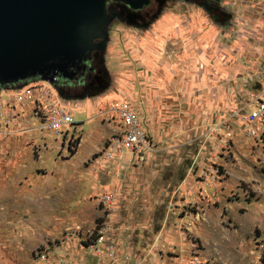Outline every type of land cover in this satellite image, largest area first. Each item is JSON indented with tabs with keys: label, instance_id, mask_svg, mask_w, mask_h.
<instances>
[{
	"label": "rangeland",
	"instance_id": "obj_1",
	"mask_svg": "<svg viewBox=\"0 0 264 264\" xmlns=\"http://www.w3.org/2000/svg\"><path fill=\"white\" fill-rule=\"evenodd\" d=\"M113 9L104 49L93 54L92 85H0L13 116L0 129V264L92 254L103 225L131 250L124 264H264V0H151L135 14ZM209 9L225 12L215 38L194 46L200 59L178 62L187 50L172 35L174 17L186 27L198 11L208 25ZM155 28L156 41L167 35L155 49L160 66L173 58L162 103L146 96L155 80L160 86V73L144 67L138 48ZM150 58L145 52V64H158ZM22 84L40 89V100L13 102L5 89ZM46 93L71 113L74 125L61 135L43 128ZM124 110L149 138L139 155L111 151L125 131Z\"/></svg>",
	"mask_w": 264,
	"mask_h": 264
},
{
	"label": "water",
	"instance_id": "obj_2",
	"mask_svg": "<svg viewBox=\"0 0 264 264\" xmlns=\"http://www.w3.org/2000/svg\"><path fill=\"white\" fill-rule=\"evenodd\" d=\"M133 11L151 0H114ZM106 0H0V85L31 79L72 81L76 68L102 52L116 11Z\"/></svg>",
	"mask_w": 264,
	"mask_h": 264
},
{
	"label": "built area",
	"instance_id": "obj_3",
	"mask_svg": "<svg viewBox=\"0 0 264 264\" xmlns=\"http://www.w3.org/2000/svg\"><path fill=\"white\" fill-rule=\"evenodd\" d=\"M22 84L17 86H12L5 89L12 93V101L20 104L33 103L35 104L40 100L38 94L40 91H36V87L25 86ZM3 90H0V95ZM42 92V91H41ZM45 96L44 104H47L46 110L48 111V119L43 125V128L46 131L51 132L54 135H61L66 127H72L73 120L71 117L70 111L66 107L65 102H56L54 97H50L48 93L43 94ZM6 106L8 107V102L4 101L0 97V129L2 125L7 129V126L13 121V116L8 110L6 111ZM261 107L264 108V103H261ZM34 109V107L32 108ZM256 117V116H253ZM122 118L124 122L125 131L123 137L118 138L117 140L112 141L111 151H118L124 149L130 151L131 153L141 154L142 149H146L150 146V141L145 132L140 128L138 119L134 113L129 111H122ZM108 226L103 225L100 228L99 236L96 238L94 243L88 246L90 252L99 257L101 255L105 256V259L110 264H116L119 262V258H122L120 261L129 262L132 258L131 250L120 249L117 243L109 240L106 233ZM56 264H88L85 262L74 263L72 261H66L63 258L58 259Z\"/></svg>",
	"mask_w": 264,
	"mask_h": 264
},
{
	"label": "crops",
	"instance_id": "obj_4",
	"mask_svg": "<svg viewBox=\"0 0 264 264\" xmlns=\"http://www.w3.org/2000/svg\"><path fill=\"white\" fill-rule=\"evenodd\" d=\"M207 14H208V17H210L213 21V23L211 24H208L206 25L205 24V21H204V18L202 16L201 13H199L198 11H193L192 13V16H190L189 18V23L187 24L186 27H183L181 25V22H180V18L177 16V17H174L176 18L177 20V23L174 25L173 27V32H172V35L173 33H175V36L178 38V39H181V43H176V44H179V48L180 49H183V50H187L186 52L184 51L182 53V56H179L177 57L176 59L178 60V62L180 63H185L187 62L188 60L190 61H193V60H198V58L200 59V55L198 52L197 54H193L192 53V50L194 51V46L196 45H202V44H207L210 40H212L213 38H215L216 36V28H215V23L217 22L218 24H221L220 22V19L223 14L225 15V12L221 9V10H214V9H209L208 11H206ZM169 17V16H168ZM167 28H169L167 25H163L162 29L163 30H167ZM157 28H155L154 32H153V36H147L143 41H141L139 43V46L138 48L139 49H142V54H141V58H142V62L144 64V67L147 69V70H151L152 72H159L160 73V77L157 79V80H160L161 81V84L160 86H158L156 84V80H155V86L153 89L150 90V92H146V96L148 98H151L153 95H157L159 96V98L161 99V103H162V98L164 96H166L168 93H165V90H167V85L166 83L167 82H171V78H170V72H169V68L172 64V61H173V58L170 57L167 62H164V65L163 66H160L161 63H160V60H159V52L156 51L155 49H159L162 47V45L164 44V37L167 36V35H163L162 36V41L159 42V41H156L155 39H157L158 36H161L162 34L160 32H157L156 31ZM189 30V31H186V30ZM193 31L195 33V40H190L189 38V33ZM183 38H185V41L183 40ZM145 52H147L151 58L150 59H153L155 58L154 60V63L157 62L158 64L155 65V66H148L147 64H145ZM203 56V55H201ZM208 68H206L207 70ZM33 86V85H32ZM36 87V86H34ZM176 90H178V84H175V92ZM36 91L39 92L40 89H37L36 88ZM131 95H134L133 94V89L131 88ZM129 92V93H130ZM163 96V97H162ZM116 97H121V96H116ZM112 99H114V97L111 96V98H109V101H111ZM86 101V99L84 100H77L75 101V103H80V102H84ZM93 103H92V108L90 110L89 113H87V116L90 115L93 111ZM82 127L84 126L83 124L81 125ZM109 238V237H108ZM109 240H111L109 238ZM117 244H121L120 241H117ZM87 253V252H86ZM135 256L138 258V256L135 254ZM71 261L74 263H82V262H85V263H88V264H105V257L104 255H101L99 257H95L94 255L92 254H87L85 256H81L80 254L78 255H75V256H71ZM116 264H124L123 261H119L118 263Z\"/></svg>",
	"mask_w": 264,
	"mask_h": 264
},
{
	"label": "flooded vegetation",
	"instance_id": "obj_5",
	"mask_svg": "<svg viewBox=\"0 0 264 264\" xmlns=\"http://www.w3.org/2000/svg\"><path fill=\"white\" fill-rule=\"evenodd\" d=\"M115 5H123L125 8H128L126 5L119 3L117 1L106 0V2H105L106 11L108 12L109 8H112ZM148 6H146V7H148ZM113 11H114V9H113ZM130 12L135 14V12H137V11L131 10ZM94 53H97V52H94ZM94 53H92L90 55V59L86 60L84 63L80 64L76 68L71 69V71H73L75 73V77L72 81H68V80H65L62 78H58L57 79V85H59V86L61 85L62 87L63 86L70 87L72 84H77L78 86L92 85L94 82V79H92V74L94 72V68L92 67V61H93V54Z\"/></svg>",
	"mask_w": 264,
	"mask_h": 264
}]
</instances>
